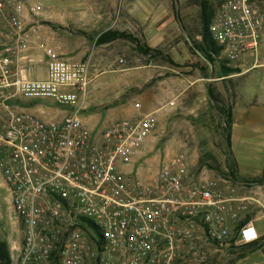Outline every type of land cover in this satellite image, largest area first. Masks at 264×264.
Returning <instances> with one entry per match:
<instances>
[{
  "label": "built area",
  "instance_id": "built-area-1",
  "mask_svg": "<svg viewBox=\"0 0 264 264\" xmlns=\"http://www.w3.org/2000/svg\"><path fill=\"white\" fill-rule=\"evenodd\" d=\"M61 2L0 0V179L22 235L11 264H206L219 248L262 243L252 224L231 236L239 199L192 179L185 153L168 158L156 178L126 172L175 100L136 102L130 117L88 128V73L42 23ZM263 4L220 5L208 26L218 62L257 54Z\"/></svg>",
  "mask_w": 264,
  "mask_h": 264
},
{
  "label": "rangeland",
  "instance_id": "rangeland-1",
  "mask_svg": "<svg viewBox=\"0 0 264 264\" xmlns=\"http://www.w3.org/2000/svg\"><path fill=\"white\" fill-rule=\"evenodd\" d=\"M172 1L181 23L176 16L155 21L148 36L135 24L133 31L116 29L115 21L93 27L74 24L66 0L51 6L42 23L58 49L88 73L83 116L90 130L98 132L130 117L136 102L160 106L176 101L170 115H160L157 130L126 172L143 180L156 178L168 158L185 153L192 179L200 178L228 196L234 191L239 199L228 218L231 236H238L246 224L263 234L260 244L219 248L206 264H264V41L257 57L230 65L218 62L211 71L197 53L207 31L202 6L216 13L225 0ZM106 30L133 37L100 44ZM140 46L161 54H144ZM228 68L232 71L226 73ZM196 76L203 80L192 83ZM38 77H46L45 66ZM1 183L0 240L12 254L22 235Z\"/></svg>",
  "mask_w": 264,
  "mask_h": 264
},
{
  "label": "crops",
  "instance_id": "crops-1",
  "mask_svg": "<svg viewBox=\"0 0 264 264\" xmlns=\"http://www.w3.org/2000/svg\"><path fill=\"white\" fill-rule=\"evenodd\" d=\"M69 20L77 25L102 26L111 21L120 31H133L134 24L148 29L155 21L174 19L172 0H66ZM111 26L107 29L110 30ZM106 30V31H107ZM203 80L196 76L192 83ZM262 264V263H260Z\"/></svg>",
  "mask_w": 264,
  "mask_h": 264
},
{
  "label": "trees",
  "instance_id": "trees-1",
  "mask_svg": "<svg viewBox=\"0 0 264 264\" xmlns=\"http://www.w3.org/2000/svg\"><path fill=\"white\" fill-rule=\"evenodd\" d=\"M174 7H175V5H174ZM214 16H215L214 12L213 13L208 12L207 6H205V5L202 6V17H203V20L207 23V31H206V36L204 39L205 44L202 48H200V51L204 55V57H206L210 62H212L214 64V66H216L218 61L212 56V53L217 52V48H216L215 42L212 40V38L209 34V31H208V26L210 24L211 19L214 18ZM176 17H177V12H176ZM122 37L132 38L133 36L128 35L124 32L107 31V32H104L100 36V38L98 39V42L100 44H105V43H109L111 41H114L118 38H122ZM140 51L144 54H149L150 52H154L155 55L161 54L160 51L153 50L152 48H149V47L146 48V47L140 46ZM229 71H232V70H230L229 68L226 69V73H229ZM209 92H210V95L213 96L211 89H209ZM213 99H215V98L213 97ZM234 248H243V247H234ZM231 252H233V250H231ZM11 263H12V258H11L10 251L7 247V244L0 240V264H11Z\"/></svg>",
  "mask_w": 264,
  "mask_h": 264
},
{
  "label": "water",
  "instance_id": "water-1",
  "mask_svg": "<svg viewBox=\"0 0 264 264\" xmlns=\"http://www.w3.org/2000/svg\"><path fill=\"white\" fill-rule=\"evenodd\" d=\"M177 1L178 0H175L176 3H177ZM177 19L181 23V19H180V15H179L178 11H177ZM188 41L190 42V39H188ZM197 53L203 58L204 61L207 62V64L209 65L211 71H213L214 70V64L212 62H210L206 57H204V55H202L201 52L197 51ZM227 135H228V133H227ZM242 247H245V246H242ZM232 249H238V248H232Z\"/></svg>",
  "mask_w": 264,
  "mask_h": 264
}]
</instances>
